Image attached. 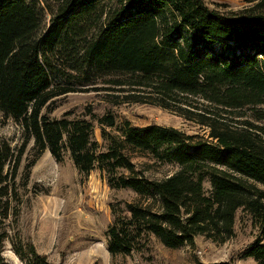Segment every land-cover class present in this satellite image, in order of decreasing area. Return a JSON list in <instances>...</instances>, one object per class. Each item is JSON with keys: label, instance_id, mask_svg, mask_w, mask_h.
Returning a JSON list of instances; mask_svg holds the SVG:
<instances>
[{"label": "trees", "instance_id": "obj_1", "mask_svg": "<svg viewBox=\"0 0 264 264\" xmlns=\"http://www.w3.org/2000/svg\"><path fill=\"white\" fill-rule=\"evenodd\" d=\"M244 1L236 12L206 0H0V112L25 134L19 150L0 142V264H9L3 198L32 140L26 182L47 150L59 164L69 153L80 176L99 171L110 190L142 200L110 204L113 261L152 252L157 239L170 250L195 249L201 236L225 242L243 211L261 230L243 258L264 264V190L256 186H264V126H234L224 116L247 109L264 121V0ZM103 83L125 89L124 102L178 112L209 138L156 124L119 126L114 114L91 110L76 120L50 118L58 98ZM200 99L208 106L190 104ZM134 155L180 169L151 180ZM13 251L26 264H49L30 242Z\"/></svg>", "mask_w": 264, "mask_h": 264}, {"label": "rangeland", "instance_id": "obj_2", "mask_svg": "<svg viewBox=\"0 0 264 264\" xmlns=\"http://www.w3.org/2000/svg\"><path fill=\"white\" fill-rule=\"evenodd\" d=\"M211 4L227 5L228 11L244 9V0H206ZM125 90V89H124ZM112 85L98 84L88 92L71 93L58 98L57 108L50 118L62 119L66 114L72 120L84 117L89 110L98 116L112 113L119 126L129 121L134 127L159 125L173 127L191 136L209 138L210 130L195 123L178 112L147 104L124 102L127 95ZM192 106H208L203 100H192ZM186 107V106H183ZM191 108V107H189ZM194 108V107H193ZM264 115V106L259 108ZM244 116L224 115L226 123L238 126L245 120L256 126H264L247 109ZM117 134L115 130H110ZM21 125L5 119L0 112V142L8 141L13 149L19 150L24 141ZM95 138L102 144L101 132L95 129ZM34 140L26 147L22 156L17 179L10 184L8 213L4 230L9 239L3 249V257L9 264H26L13 251V245L30 242L36 251L47 256L49 264H257L251 258H243V252L261 236V230L253 225L252 217L239 211L235 234L225 242L201 236L196 238V248H165L157 239L152 252L118 257L112 260L107 249V229L113 222L110 204L112 201L141 203L142 200L131 190H110L99 171L88 178L80 176L67 153L63 164L55 161L49 150L38 160L26 182L25 169L34 159ZM138 170L151 180H164L179 171L173 163H163L148 156L134 155ZM8 168L6 169V171ZM264 190V186L257 184ZM206 195L212 187L209 179L204 183ZM16 256V257H15Z\"/></svg>", "mask_w": 264, "mask_h": 264}, {"label": "bare ground", "instance_id": "obj_3", "mask_svg": "<svg viewBox=\"0 0 264 264\" xmlns=\"http://www.w3.org/2000/svg\"><path fill=\"white\" fill-rule=\"evenodd\" d=\"M16 257V256H15Z\"/></svg>", "mask_w": 264, "mask_h": 264}]
</instances>
